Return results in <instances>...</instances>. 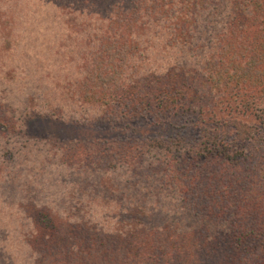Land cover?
Masks as SVG:
<instances>
[{
	"label": "trees",
	"instance_id": "1",
	"mask_svg": "<svg viewBox=\"0 0 264 264\" xmlns=\"http://www.w3.org/2000/svg\"><path fill=\"white\" fill-rule=\"evenodd\" d=\"M219 1L61 0L59 14L63 18L55 22V15L50 16L49 34L23 33L35 42L33 47L36 42L45 43L51 51L49 58L38 52L32 55L43 56L39 66L44 63L47 67V60L54 67L47 68L44 77L39 78H53L45 91L43 112L50 114L52 108L68 100L87 104L92 101L98 115L103 110L106 114L125 77V102L129 108L135 104L139 107L145 100L152 110L159 104L178 105L183 101L195 109L197 106L199 111L210 109L207 118L198 115L197 137L178 133L171 139L144 142L141 154L134 158L131 149L120 153L132 158L126 169L137 163L144 170L157 168L155 187L171 204L170 208H162L167 211L164 215L160 208L128 213L132 221L138 222L131 227L130 236L134 238L126 240L121 249L113 248L108 240H99L103 252L107 251L104 255L102 251L98 255L83 254L75 244L76 237L72 239L74 243L65 236L59 238L58 234L68 233L69 228L55 223L53 214L39 215L48 226L40 225L28 245L32 253L34 247L42 246L43 255H29L30 264H264V0H224L222 9L227 10L230 32L222 33L223 47L193 54L199 61L189 71L190 80L182 68L169 73L179 56L173 49L180 43V35L185 38L183 47L192 32L203 30L206 12L221 10ZM104 33H115L116 39ZM116 43L118 49L114 48ZM178 48L181 50V46ZM26 50L17 49L13 56L23 55ZM117 55L118 65L111 67ZM140 58L147 61L146 68H152L149 73L154 79L145 76L133 91L131 83L139 73ZM13 60L16 59L11 57ZM79 60L85 65L75 66ZM5 61L8 58L0 55V68ZM161 72L166 73L159 77ZM10 80L7 86L13 85ZM71 87L70 94L62 96ZM139 97L143 98L138 101ZM52 100L53 106L49 103ZM247 116L250 120L245 119ZM105 142L108 141L91 140L88 147H83L93 153L100 149L111 152ZM88 150L77 152L82 169L92 163ZM85 173L80 170L81 177ZM147 184L153 185L151 181ZM48 201L55 202L53 196ZM158 215L169 216L164 224L150 223ZM146 240L155 241L157 247L142 250L137 242ZM13 262L9 255L0 252V264Z\"/></svg>",
	"mask_w": 264,
	"mask_h": 264
},
{
	"label": "rangeland",
	"instance_id": "2",
	"mask_svg": "<svg viewBox=\"0 0 264 264\" xmlns=\"http://www.w3.org/2000/svg\"><path fill=\"white\" fill-rule=\"evenodd\" d=\"M59 2L61 0H0V55L8 58V61L2 62L5 66L0 68V252L9 255L14 264H30L29 255H43L42 246L34 247L32 253L28 245L40 225L48 226L41 221L39 215L43 214H53L55 223L62 228H69L68 233H59V238L65 236L73 242L72 239L76 237L75 244L83 254L91 252L98 255L103 252L104 247L98 244L99 240H108L113 248L121 249L126 240L134 238L130 236L131 227L138 223L132 221L128 213L135 215L147 209L155 211L160 208L159 211L164 212V215L167 211L162 208L171 207L170 199L160 195L163 191L155 187L157 168L144 170L137 163L126 169L127 163L141 154L143 143L149 140L171 139L178 133L189 138L197 137L200 128L198 115L204 118L210 115V109L199 111L197 106L195 109L189 103H183L184 101L178 105H169V102L164 106L159 104L157 109L152 110L144 100L139 107L135 104L133 108H129L125 102L127 77L121 79L122 84L115 91L118 94L111 105L107 106L109 109L106 114L103 110L98 115L97 108L91 106L95 105L92 101L87 104L68 100H63L62 104L52 108V114L43 112L46 106L45 91L53 83V78H39L44 77L47 68L51 66L52 70L54 67L46 60L47 67L43 63L40 65L42 68H39L43 56L32 55L38 52L49 58L51 51L45 43L36 42L33 47L35 42L28 35L36 32L41 35L50 33V16L55 15V22L63 18L59 14ZM223 2L224 0L219 1L220 11L206 12L203 30L199 29L197 34L192 32L183 47L182 40L185 38L180 35V43L173 49L179 56L169 73L175 74L179 67L190 80L192 76L189 71L199 61H195L193 54L202 55V50H219L223 47L222 33L230 32L227 30L229 16L227 10L222 9ZM90 28L96 29L92 26ZM24 32L28 35H24ZM100 32L106 30L100 29ZM104 34L110 35L111 39H116L117 36L115 33L112 36V33ZM155 34L152 35L153 38L157 37ZM106 45L112 46L108 43ZM178 46H181V50ZM191 46H198L199 49L192 51L189 49ZM23 47L27 48L26 53L13 56L17 49ZM114 48L118 49L117 43ZM11 57L16 60L10 61ZM84 63L79 60L75 62V66H84ZM137 64L139 73L131 83H134L131 86L133 91L137 90L136 86L145 76L149 75L148 80L154 79V75L149 73L152 68H146L145 59L140 58ZM113 65H118V55L110 63L111 67ZM164 73L166 72L159 73V77ZM12 78L16 80H10ZM8 80L13 85L7 86ZM74 84L76 86V82ZM72 87L64 91L62 96L70 94ZM142 98L139 97L138 101ZM49 103L53 106L55 100ZM92 113L98 116H93ZM245 119L248 120L249 117ZM196 120L198 122L195 124H189ZM227 134L230 136L231 132L228 130ZM96 139L108 141L105 143L111 146V152L107 149L103 153L100 149L93 153L83 147H88V142ZM82 148L91 153L89 160L92 163L90 167L87 165L88 169H82L84 165L79 162L80 154L77 152ZM244 148L248 149L247 146ZM127 149L133 151L132 158L120 155ZM80 170L86 172L85 177L80 176ZM149 181L153 183L149 184L151 187L147 184ZM151 189L154 191L151 192ZM98 194L100 198L96 197ZM50 196H53L55 202H47ZM171 203L176 206V202ZM163 215L156 216L150 223L159 221L164 224L169 215ZM137 243L142 245V250L157 247L156 242L151 240ZM105 253L107 251L101 255Z\"/></svg>",
	"mask_w": 264,
	"mask_h": 264
}]
</instances>
